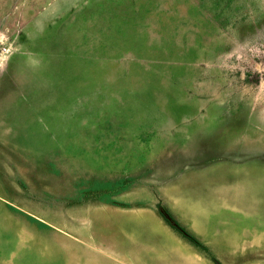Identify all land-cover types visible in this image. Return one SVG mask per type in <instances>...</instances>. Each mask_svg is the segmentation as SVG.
I'll return each mask as SVG.
<instances>
[{"label": "rangeland", "instance_id": "rangeland-1", "mask_svg": "<svg viewBox=\"0 0 264 264\" xmlns=\"http://www.w3.org/2000/svg\"><path fill=\"white\" fill-rule=\"evenodd\" d=\"M0 264H264V0H0Z\"/></svg>", "mask_w": 264, "mask_h": 264}]
</instances>
